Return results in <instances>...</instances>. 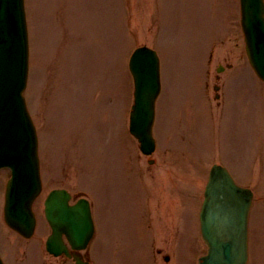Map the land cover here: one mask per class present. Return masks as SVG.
Wrapping results in <instances>:
<instances>
[{
  "label": "rangeland",
  "instance_id": "1",
  "mask_svg": "<svg viewBox=\"0 0 264 264\" xmlns=\"http://www.w3.org/2000/svg\"><path fill=\"white\" fill-rule=\"evenodd\" d=\"M26 10L25 96L44 189L35 234L24 238L4 222L10 172L0 171L4 264H72L44 249L43 201L55 186L92 202L91 264H197L206 250L198 211L213 162L254 190L249 264H264V82L245 55L238 0H26ZM139 45L160 57L154 164L128 133V60ZM165 201L174 211L163 216Z\"/></svg>",
  "mask_w": 264,
  "mask_h": 264
},
{
  "label": "water",
  "instance_id": "2",
  "mask_svg": "<svg viewBox=\"0 0 264 264\" xmlns=\"http://www.w3.org/2000/svg\"><path fill=\"white\" fill-rule=\"evenodd\" d=\"M242 29L249 62L264 80V2L241 0ZM129 69L134 79V104L130 132L144 154L155 144L152 125L155 100L160 92L159 60L155 52L141 47L131 55ZM28 71V42L24 0H0V168L11 169L7 183L4 219L24 237L35 229L32 203L41 191L37 137L27 113L23 91ZM252 192L235 184L228 171L214 165L209 173L200 212L201 234L207 254L199 264H246L248 215ZM69 194L52 191L45 201V215L53 233L47 250L71 257L62 240L72 249H84L93 235L89 203L80 199L70 206ZM76 264L83 263L73 254ZM0 264H2L0 260Z\"/></svg>",
  "mask_w": 264,
  "mask_h": 264
},
{
  "label": "flooded vegetation",
  "instance_id": "3",
  "mask_svg": "<svg viewBox=\"0 0 264 264\" xmlns=\"http://www.w3.org/2000/svg\"><path fill=\"white\" fill-rule=\"evenodd\" d=\"M159 251V250H158Z\"/></svg>",
  "mask_w": 264,
  "mask_h": 264
}]
</instances>
